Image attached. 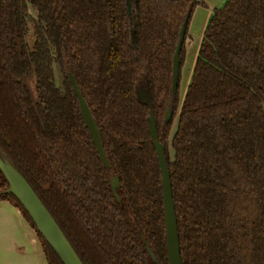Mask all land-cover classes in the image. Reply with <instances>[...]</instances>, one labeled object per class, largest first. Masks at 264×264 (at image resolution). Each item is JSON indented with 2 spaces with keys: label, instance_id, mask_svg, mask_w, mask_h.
<instances>
[{
  "label": "trees",
  "instance_id": "1",
  "mask_svg": "<svg viewBox=\"0 0 264 264\" xmlns=\"http://www.w3.org/2000/svg\"><path fill=\"white\" fill-rule=\"evenodd\" d=\"M129 1L0 0V149L82 264H155L145 243L168 264L150 110L136 94L146 89L164 145L181 264H264V0L214 8L181 101L171 93V59L184 17L188 25L203 0H134L133 8ZM6 189L0 173V199L35 230L47 263L62 264Z\"/></svg>",
  "mask_w": 264,
  "mask_h": 264
},
{
  "label": "water",
  "instance_id": "2",
  "mask_svg": "<svg viewBox=\"0 0 264 264\" xmlns=\"http://www.w3.org/2000/svg\"><path fill=\"white\" fill-rule=\"evenodd\" d=\"M188 14L184 17L178 34V39L176 41V47L172 56V82H171V93L175 94L179 82V53L181 46L184 41L185 32L187 29ZM132 22V21H131ZM138 20H136V28L132 30L130 27V39L131 43L134 44L135 38L138 34ZM68 79L72 87L74 95L77 97L78 111L80 112L81 118L86 128H88L89 134L91 136L93 145H95L100 161L105 167L109 166V162L106 159L103 145L100 140V133L98 128L95 126L91 112H89L86 101L81 95V92L76 84L75 79L70 73H68ZM137 98L143 104H147L149 107V115L147 118V127L150 139L153 143L156 156L159 163V170L161 176V192L163 200L164 209V225H165V242H166V255L168 258V264H181L180 258V248L178 241V232L175 219V208L173 206V196L171 192V181L168 172L167 161L164 157V145L159 143L157 137V126L155 123V118L153 110H151L150 94L146 89L140 88L136 92ZM171 116V111L167 110L165 114V120H169ZM0 173L3 179L7 182V189L3 193L10 194L14 196L23 210L28 214L31 223H33L34 228L41 236L43 242L50 246L53 252L56 254L59 261L62 264H82L79 260L75 251L73 250L71 244L65 238L62 230L58 227L54 218L47 212L39 197L36 196L32 187L28 184L27 180L24 179L22 174L17 170L15 165L6 157L4 152L0 149ZM110 186L112 194L119 199L116 189L119 186V180L116 175L110 179ZM145 248L148 256L152 258L155 264H160L158 259L149 246L145 243Z\"/></svg>",
  "mask_w": 264,
  "mask_h": 264
},
{
  "label": "crops",
  "instance_id": "3",
  "mask_svg": "<svg viewBox=\"0 0 264 264\" xmlns=\"http://www.w3.org/2000/svg\"><path fill=\"white\" fill-rule=\"evenodd\" d=\"M224 1L203 0L204 7H195L197 16H193L189 24L185 43L190 41L196 48L190 54L188 43L185 60L197 54L214 8L222 6ZM0 264H48L35 230L26 223L18 208L6 199H0Z\"/></svg>",
  "mask_w": 264,
  "mask_h": 264
},
{
  "label": "rangeland",
  "instance_id": "4",
  "mask_svg": "<svg viewBox=\"0 0 264 264\" xmlns=\"http://www.w3.org/2000/svg\"><path fill=\"white\" fill-rule=\"evenodd\" d=\"M133 1L134 0H130L129 1V7H131V8H133ZM29 10H30L31 14L35 17L36 14H35L34 10L31 9V8ZM196 12H198V11H196ZM193 16H197V14L195 13V10L193 11V14L191 16V19L188 22V25H187L188 31H189V24H190ZM131 27H132V30L136 28V19L135 18H132ZM188 43H189V46H190V49H191L190 54H191L192 50L196 48V47L192 46L193 43L191 45L190 41L186 42V46H185V56H184V59H183L184 62H183V65L181 67V70H180V76L181 77H180L179 85H178V88H177V93H178L179 101H181L183 99V97L185 95L186 87L188 86V84H189V82L191 80V77H192L191 74H192V71H193V67H194V64H195V61H196L195 58H196V55H197L196 54L192 59H190L191 58V56H190L189 59L185 60L186 51H187V48L189 47L188 46ZM200 45H201V43H199L198 50H199ZM54 69H55V71H54V79L56 80V85L60 87L61 84H62L61 76H60V73H59V71H58V69H57L56 66H54ZM28 85H29L30 89H33L34 88L33 81L28 82Z\"/></svg>",
  "mask_w": 264,
  "mask_h": 264
},
{
  "label": "flooded vegetation",
  "instance_id": "5",
  "mask_svg": "<svg viewBox=\"0 0 264 264\" xmlns=\"http://www.w3.org/2000/svg\"><path fill=\"white\" fill-rule=\"evenodd\" d=\"M42 187L45 189V188H46V185L42 184ZM118 197H119V196H118ZM115 198H116V197H115ZM116 200H117V201H120V198H119V199L116 198Z\"/></svg>",
  "mask_w": 264,
  "mask_h": 264
}]
</instances>
